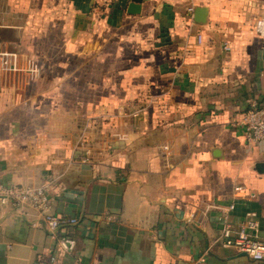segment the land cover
Here are the masks:
<instances>
[{
  "label": "crops",
  "instance_id": "0c3cea01",
  "mask_svg": "<svg viewBox=\"0 0 264 264\" xmlns=\"http://www.w3.org/2000/svg\"><path fill=\"white\" fill-rule=\"evenodd\" d=\"M131 4L0 0V179L79 220L0 205V264H264L223 236L264 241V0Z\"/></svg>",
  "mask_w": 264,
  "mask_h": 264
},
{
  "label": "built area",
  "instance_id": "2783aa9c",
  "mask_svg": "<svg viewBox=\"0 0 264 264\" xmlns=\"http://www.w3.org/2000/svg\"><path fill=\"white\" fill-rule=\"evenodd\" d=\"M107 6H110L117 0H102ZM132 1V0H130ZM194 8H190L193 12ZM256 34L264 39V15L260 17L255 24ZM202 42V36L198 37ZM229 49V47H226ZM241 129L247 138L249 145H256L264 142V108L257 102H253L250 108L242 115L239 122ZM237 192H243L244 188L236 187ZM11 204L18 209H23L31 205L35 209L45 212L44 225L46 229L54 234L59 229L71 225H77L79 220L75 217H68L64 213L50 212L48 208V199L43 188H34L25 185H4L0 179V205ZM234 209V205L231 206ZM248 219L235 233L232 234L230 229L223 232L225 238L224 245L235 247L238 251L247 254L252 260L259 262L264 261V241L260 240L254 233L257 228V222L253 219L254 214L248 215ZM64 249L72 251L75 247V241L71 238H65L61 242Z\"/></svg>",
  "mask_w": 264,
  "mask_h": 264
},
{
  "label": "water",
  "instance_id": "95a60500",
  "mask_svg": "<svg viewBox=\"0 0 264 264\" xmlns=\"http://www.w3.org/2000/svg\"><path fill=\"white\" fill-rule=\"evenodd\" d=\"M131 2H132L131 9L135 10L142 4L143 0H132ZM206 17H207V9L199 8L196 12L197 22L205 23ZM244 255H246V254L244 253Z\"/></svg>",
  "mask_w": 264,
  "mask_h": 264
}]
</instances>
